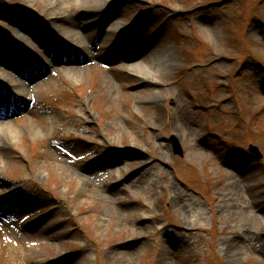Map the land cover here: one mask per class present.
<instances>
[{
    "label": "rangeland",
    "instance_id": "rangeland-1",
    "mask_svg": "<svg viewBox=\"0 0 264 264\" xmlns=\"http://www.w3.org/2000/svg\"><path fill=\"white\" fill-rule=\"evenodd\" d=\"M108 1L111 37L83 24L93 54L65 56L41 36L11 51L28 0H0V73L38 65L36 93L6 97L21 135L0 160V199L16 192L0 205V264H264V0ZM117 22L148 49L128 58ZM70 52L78 82L58 62ZM154 56L158 82L130 72Z\"/></svg>",
    "mask_w": 264,
    "mask_h": 264
},
{
    "label": "bare ground",
    "instance_id": "bare-ground-1",
    "mask_svg": "<svg viewBox=\"0 0 264 264\" xmlns=\"http://www.w3.org/2000/svg\"><path fill=\"white\" fill-rule=\"evenodd\" d=\"M109 3L110 1L108 0H28V4L24 5L25 10L21 16L22 20L19 19V21H16V27L6 36L5 40L8 41L11 51L17 47L23 49L24 51L28 48H33L30 43V37L41 36V38L45 41H52L54 44H58L60 48L63 49L62 54L65 56L67 54V49L65 48H71V51L73 50L74 52L76 49L73 46L80 47L87 55L93 54V50L90 49V47H93L92 40L89 39L90 32L86 34L81 33L84 28L83 24H85L89 29L96 27L100 30L97 34V39L107 40L110 38L114 30H106V27L108 22L112 19L111 15L113 14L114 8L111 7ZM38 4L44 5L46 10H50L48 17L43 19L38 18L39 14L42 15L41 12L32 8V5L34 6ZM75 4H78L76 7L88 6L89 9H86L84 13H80L75 10L72 11V7L73 5L75 6ZM115 29L116 32L123 33L122 39L117 43V48L119 50H125V47L128 45V48L131 49L126 53L128 58H132L136 53L148 49L146 41L142 36H130L129 31L124 28L121 23L117 22ZM162 51V53H164L163 57L168 58L170 61V67L173 68V62L176 56L175 53L170 49H164ZM73 52H70L67 55V59H60L58 62L64 67L67 66L69 73L74 76L72 79L73 82H78L79 78L78 76H75V74L81 72L82 66L76 64ZM63 55H61V57H63ZM12 59L13 55L10 53L9 61L12 62ZM155 60L158 62L157 66H153ZM159 61L160 59L158 56H154L150 60V63H139L138 65H133L130 72L144 83L149 81L158 82V75L160 71ZM4 62L5 61L0 58V65ZM46 62L45 68L53 67L49 62H47V64ZM35 63L36 62L34 61H22L20 64L21 71H19V75L16 78L0 73V82L5 84V90H0V96L4 99L3 102L6 103L5 106L7 108L6 110L0 109V160L4 153L7 152L11 145L14 144V142H16L21 135V130L9 123L10 105L9 102L6 101V97L10 98V91L19 96L21 99H16L15 97L13 98V101L11 98L10 100L12 103L14 102L16 107H20L21 104L25 102L24 99L30 98L36 93L34 87L28 85L27 83L29 82V78L33 76V72H36L37 70L38 65ZM27 65H31L33 67V72L31 71L30 74L26 73ZM28 132L33 136L36 135L38 131L36 129H28ZM176 134L180 136L181 131L176 129ZM7 193L2 199H0V203L2 202L0 205L12 200L8 199L9 196L13 198L16 194V192H12V190ZM231 252L233 253H225L230 256L234 255V251L231 250Z\"/></svg>",
    "mask_w": 264,
    "mask_h": 264
},
{
    "label": "water",
    "instance_id": "water-1",
    "mask_svg": "<svg viewBox=\"0 0 264 264\" xmlns=\"http://www.w3.org/2000/svg\"><path fill=\"white\" fill-rule=\"evenodd\" d=\"M169 140L172 142L173 152L178 154L179 156H182L184 150L176 136L170 135ZM249 150L258 158H261L263 156L258 146L254 144H249Z\"/></svg>",
    "mask_w": 264,
    "mask_h": 264
}]
</instances>
